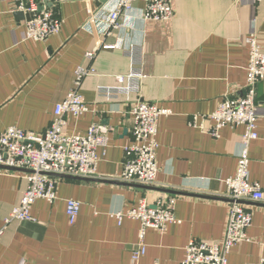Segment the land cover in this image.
Masks as SVG:
<instances>
[{
    "label": "crops",
    "instance_id": "crops-1",
    "mask_svg": "<svg viewBox=\"0 0 264 264\" xmlns=\"http://www.w3.org/2000/svg\"><path fill=\"white\" fill-rule=\"evenodd\" d=\"M115 5V0H64L55 6L59 33L33 42L21 37L25 19L16 17L15 4L0 0V134L9 127L42 134L55 106L73 89L79 67L93 70L79 90L90 112L66 116L64 134L83 136L92 124L111 129L107 147L97 152L96 178L52 177L56 200H36L29 211L33 221L4 226L26 186V172L0 169V264H132L139 222L115 214L158 196L175 197L179 223L163 232L148 230L138 264H180L190 240L224 238L225 180L235 175L244 128L225 127L213 138L200 129L201 118L225 94H244L246 38L256 33L264 50V0H171L174 15L165 22L144 21V3L137 2L121 15V29L108 34L101 15ZM91 16L93 25L87 23ZM133 75L140 83L137 92L120 93L133 81L117 84L115 78ZM105 90L117 94L106 98L100 95ZM255 92L259 119L248 170L249 180L264 191V81ZM139 101L169 112L157 124L159 173L151 189L119 180L124 148L131 144L129 113ZM68 200L81 204L73 225L66 216ZM248 206V241L230 250L227 264L264 261V201Z\"/></svg>",
    "mask_w": 264,
    "mask_h": 264
},
{
    "label": "built area",
    "instance_id": "built-area-1",
    "mask_svg": "<svg viewBox=\"0 0 264 264\" xmlns=\"http://www.w3.org/2000/svg\"><path fill=\"white\" fill-rule=\"evenodd\" d=\"M15 4V12L30 16L24 22L25 30L22 39L25 41L44 42L48 37L59 33L62 20L58 17L55 6L64 0H9ZM263 0H255L260 3ZM115 9L102 14L105 19L107 33L121 29L120 18L132 9L137 2L144 3L142 18L144 21L165 22L172 19L174 12L171 0H115ZM93 25L94 16L87 20ZM249 47V63L246 69L245 92L241 97H221L216 109L208 116L202 117L200 129L213 138L219 137L222 128L243 127L240 137V152L237 158L235 175L225 180V198L228 201L227 222L224 238L220 242L192 239L186 245L184 259L180 264H227L230 250L238 244L247 242L246 230L251 225V212L248 202H263L264 191L255 182L249 180L248 149L251 141L257 138V104L256 85L264 81V50L261 48L256 33L246 38ZM107 49L109 46H100ZM93 59L94 52L86 55ZM93 74L92 69L78 68L75 72L73 89L64 100L54 108L53 119L42 134L26 132L17 127H9L0 134V167L23 170L25 188L19 203L12 208L4 226L11 222L33 221L29 211L38 199L49 203L56 200L55 181L51 174L70 176L81 179L96 178L97 165L100 161L98 150L108 145L110 128L100 124H92L83 136L65 135L66 116L78 118L90 110L82 101L79 90L84 79ZM136 76L117 77V84L131 82L127 89L120 93L130 94L138 90ZM101 93V94H100ZM99 94L113 98L116 92L102 91ZM119 93V94H120ZM169 112L154 104L139 101L130 111L133 120L131 128V144L124 148L125 161L120 181L129 184L151 187L156 183L159 168L156 164V131L158 120ZM196 118H192L195 122ZM176 199L171 196H158L153 202L143 198L137 207L126 213L115 214L118 220L126 217L139 222L138 243L132 252V264H138L145 254L144 239L148 230L163 232L170 224L179 223L175 216ZM81 204L66 201V216L69 225H73L79 215ZM258 264H264L261 260Z\"/></svg>",
    "mask_w": 264,
    "mask_h": 264
},
{
    "label": "water",
    "instance_id": "water-1",
    "mask_svg": "<svg viewBox=\"0 0 264 264\" xmlns=\"http://www.w3.org/2000/svg\"><path fill=\"white\" fill-rule=\"evenodd\" d=\"M51 1L50 0V3L47 4L48 7L51 6ZM16 17L17 18H21V19H25L26 21L29 20L30 16L28 15H23L22 13H15ZM1 170H5V171H14V172H19V171H23V170H14V169H10V168H5V167H0ZM25 172V171H23ZM50 177H54V178H62V179H70V180H78V181H91L93 179H81V178H75V177H70V176H59V175H53L51 174ZM143 187V186H142ZM145 188L147 189H151L149 187H146L144 186Z\"/></svg>",
    "mask_w": 264,
    "mask_h": 264
}]
</instances>
